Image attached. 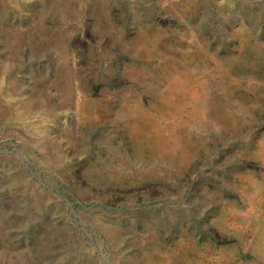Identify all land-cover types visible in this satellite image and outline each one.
Here are the masks:
<instances>
[{
    "label": "rangeland",
    "instance_id": "374dc122",
    "mask_svg": "<svg viewBox=\"0 0 264 264\" xmlns=\"http://www.w3.org/2000/svg\"><path fill=\"white\" fill-rule=\"evenodd\" d=\"M0 264H264V0H0Z\"/></svg>",
    "mask_w": 264,
    "mask_h": 264
}]
</instances>
